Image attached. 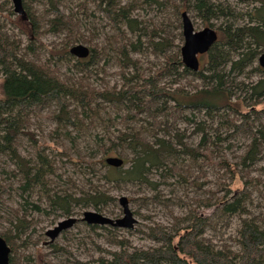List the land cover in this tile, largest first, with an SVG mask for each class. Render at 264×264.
Masks as SVG:
<instances>
[{
	"label": "trees",
	"instance_id": "obj_1",
	"mask_svg": "<svg viewBox=\"0 0 264 264\" xmlns=\"http://www.w3.org/2000/svg\"><path fill=\"white\" fill-rule=\"evenodd\" d=\"M43 1L48 6L46 29L32 6L22 1L24 15L21 17L30 24L33 39L40 41V33L44 31H66L68 35L64 45L57 52L74 60L73 66L80 73L90 76H94L91 74L93 68H97L101 60L106 64L114 59L119 67L116 74L121 84L96 87L84 81L83 77L77 80L62 78L48 61H34L20 53L19 43L9 39L0 24V156L7 157L9 162L5 163L1 173L20 182L18 188L28 196L37 189L49 202L52 211L70 216L77 206L100 210L114 202L115 197L105 185L134 184L156 190L158 183L151 178V174L159 170L161 177H164L162 172H166L187 180L175 167L180 157H186L194 164L201 159L204 164L224 168L233 181L239 168H243V171L240 169L243 172L240 177L243 188L255 185L263 208L256 217L241 220L234 249L227 245L216 246L206 239L204 233L210 226V218L197 215L194 209L189 208L187 214L172 217L171 227L158 223L146 227L145 235L158 245L128 249L123 241H116L120 248L105 250L109 256L98 257L93 264H264V181L249 176L250 168L264 157V68L258 63L252 65L264 52V0H250L258 5L244 11H237L225 3L226 0H142L141 4L122 0H78V9L86 10L90 2L104 14L110 25V31L102 38L100 47L98 43H93L94 36L90 39L80 33L72 7L67 6L68 12L65 13L60 7L63 0ZM142 5H153L159 13L166 9L164 19L176 18V27L169 21L156 27L139 19L134 11ZM188 11H192L216 35L209 50L198 55L197 69L184 64L181 45L175 43L176 37L181 38L182 33H175L174 30L180 27L182 12ZM148 26L151 29L148 30ZM76 42L89 43L90 53L86 58H72L69 54V45ZM26 48L33 53L31 44ZM145 50L162 58L164 63L152 71L142 68L135 55L144 54ZM248 67L259 75L256 80L245 83L232 77L241 75ZM166 76H173V84L187 76L200 80L201 84L194 87V91L178 87L171 89L168 85H161ZM238 90L240 95L244 93L241 102L248 109L241 110L232 103L231 96ZM48 105L55 107L47 115L55 123L50 141L58 139L62 132L65 139H71L69 129L77 130L79 134L86 132L92 136L96 147L94 155L100 156L97 160L79 154L75 157L74 163L83 165L81 173L84 176L81 186L72 183L76 190L71 193L52 191L49 187V178L55 177L59 183L61 176L56 173L54 162L44 153L42 146L48 143L46 145L44 141L40 145L34 133L27 129L31 113L39 114ZM107 107L124 113L115 116L119 117L123 128L107 125L102 116ZM185 109L204 111V116L210 120L194 125L192 131L199 136L197 143L189 142V136L184 131L180 132L176 125L167 124L169 118L175 123ZM143 115L145 119H142ZM216 118L218 122L214 125ZM182 119L187 123L195 121L185 115ZM140 120L148 125H141L140 128L130 125ZM98 123L101 125H96ZM96 129L102 131L101 135L94 132ZM237 133L248 138L237 160L229 161L222 156L213 161L214 153L220 151L224 142L231 146L230 141ZM22 135L28 136L36 145L32 159L24 157L17 148L18 138ZM125 149L131 150V158L121 156ZM108 156L121 157L123 164L120 167L107 165L105 158ZM125 164L128 166L124 167ZM96 165L104 171L95 170ZM195 185L200 187L201 183ZM8 189L6 185H0V190ZM238 194L235 192L230 198L224 195L219 199L222 214L245 213L247 196ZM143 199L159 202L157 195ZM29 203L25 199L24 208ZM210 204L207 200L200 201V206ZM31 207L34 212L41 210L37 204ZM12 225L13 233L5 229L0 231V235L11 248L9 263L15 264L14 240L27 224L16 216ZM45 264L54 263L46 261ZM75 264L89 263L76 261Z\"/></svg>",
	"mask_w": 264,
	"mask_h": 264
},
{
	"label": "rangeland",
	"instance_id": "obj_2",
	"mask_svg": "<svg viewBox=\"0 0 264 264\" xmlns=\"http://www.w3.org/2000/svg\"><path fill=\"white\" fill-rule=\"evenodd\" d=\"M22 1L32 6L33 11L36 12L37 17L46 29V19L49 17L46 2L43 0L33 2L31 0ZM122 1H136L141 4L142 0ZM226 1L224 2L235 7L237 11H244L253 5H258L257 2L250 1ZM0 4V24L3 26V30L9 39L19 43L20 53L24 54L25 57L39 62L48 61L62 78L77 80L83 77L84 81L96 87H101L105 84L108 86H112L113 84H118L119 86L121 84L119 75L116 74L119 67L115 64L114 59H110L106 64H104V60H101L97 68H93L94 70L91 74L94 76H90L88 73H80L73 66L74 60L70 59L67 55H61V53L57 52L64 45L65 37L68 35L66 31L58 33L44 31L40 33V41H35L33 39L34 32L30 24L23 20L21 14L14 9L12 0H0ZM77 4L78 0H63L61 1L60 7L65 13L68 12L66 9L67 6L72 7L73 12H76L75 21L80 25V33L90 39L91 36H94L93 43H98V47H100L102 38L110 31V25L107 19L92 3L89 2L87 4L86 10L82 8L78 9ZM165 11L167 10L165 9ZM165 11L159 13L153 5H142L141 8H137L134 11V15H137L143 21L150 22V24L156 27L164 26L169 21L175 28L177 19H164L166 18ZM188 15L195 30H203L205 28L202 21L195 17L192 11H188ZM179 22L180 27L174 30L175 33L181 32V19ZM239 22H242V20ZM149 29L151 27L148 26ZM78 43L88 47L90 46L89 43L84 42L72 43L69 46L71 47ZM175 43L182 45V35L181 38L179 36L176 37ZM30 44L33 48V53L29 52L26 48ZM147 51L145 50L144 54L135 55V58L141 63L142 68L146 70L150 68L152 71L154 67L160 63H164L162 58ZM72 58L75 57L72 55ZM252 65H257V59ZM250 67L246 68L241 75L234 76L232 74V77L237 82L244 81L247 83L248 81L256 80L259 75L251 72ZM172 80L173 76H166L161 81V85H168L171 89L178 87L183 88L185 91H194V87L201 84L200 80L194 79L191 76L178 79L177 84H173ZM1 81L0 76V96ZM237 95L241 96L240 99L236 98ZM244 97V93L240 95L238 90L235 95L231 96V101L237 108L245 110L248 107H246L244 102H241V98ZM54 108L53 105H48L42 108L39 114L31 113L27 123V129L34 133V138L40 145L44 141L45 144L48 143V145L46 144L47 146H42L45 148L44 153L54 162L56 173L61 176L59 183L55 177L49 178V187L53 189L52 191L63 190L71 193L76 190L72 187V183L81 186L84 176L81 173L84 169L83 165L74 163L75 157H78L79 154L85 158L91 157L97 160L100 156L98 154L94 155L93 151H95L96 147L94 146L92 136L86 134V132L79 134L77 130L69 129L71 139H65L62 132L58 139L55 138L53 141H50L55 123L47 115ZM116 114L124 115L123 112L116 111L112 107H107L104 109L102 116L107 121V125H116L118 128H123L119 117H115ZM183 115L193 118V121H195L187 123L186 120L182 119ZM204 115V111L191 112L185 109L175 123L169 118L167 124L176 125L180 132L184 131L189 136V142L197 143L199 136L192 130L196 122L203 120L210 121ZM142 119H145L144 115ZM148 121H151L150 118H148ZM214 122V125H217L218 119H214ZM96 125L101 124L98 123ZM130 125H135L140 128L142 127L141 125L145 126L148 124L146 121L140 120L138 122H132ZM94 132L100 135L102 133L100 129H96ZM32 142L26 135L20 136L17 141L18 150L28 159H32L36 151V145H33ZM247 142L248 138L244 134L237 133L230 141L231 146H228V142H224L221 145L220 151L214 153L212 156L213 161H217L222 156H225L229 161L237 160L238 156L245 149ZM130 151L129 149L123 150L121 156L131 158L133 154ZM69 157L73 160H70ZM5 163L9 164L8 158L0 156V185H6L9 188L7 191L0 190V231L9 229L13 233L12 223L16 216L22 218L27 224L18 238L14 240L16 246L15 264H45L46 261L54 264H75L76 261L93 264V261L98 257L109 256L105 250H118L120 246H118L116 241H123V244L128 249L156 246L158 243L150 240L145 235L146 227L153 223L171 227L173 222L172 217L187 214L189 208L194 209L197 215L203 217L208 216L210 218V226L204 233L206 239L212 241L216 246L227 245L234 249L236 247L235 239L237 238V229L240 226L241 220L252 216L256 217L262 212L263 208L257 194V187L255 185H249L243 188V183L240 178L243 173H241L240 169L243 171V168H239L238 175L233 181L230 173L225 171L224 168L214 164H204L201 159L197 160L194 164L189 159H186V157H180L175 167L179 169L182 176L185 175L187 180L182 179L178 175H167L168 173L166 174V172H162L164 177H161V170H159L158 173L151 174V178L158 183L156 190L134 184L120 185L118 187L112 184L105 185V188L115 197V201L109 203L107 206H103L100 210L94 209L91 206L75 207L70 216L76 217V222L70 228L63 230L54 240L50 241V238L46 235V231L53 228L58 221L68 216L62 215L59 211H52L49 202L37 189L30 193V196L22 192L18 188L20 182L17 183L10 176L1 173V169L6 165ZM263 165L264 157L258 164L250 168L249 176L264 181ZM127 166L128 164L124 165V167ZM94 168L98 172L104 171V168H100L99 165H96ZM252 182L256 184V181ZM197 183H201V186L195 185ZM242 188L243 190H241ZM235 192H239L238 195L247 196L245 213L241 215L222 214L221 205L218 204L219 199L224 195L226 198H230ZM122 195L128 198L129 208L136 219L133 229L127 230L110 225L92 226L81 220L83 212L87 210H95L112 218L121 217L123 213L118 199ZM150 195H157L159 202L143 199ZM25 199L30 203L24 208ZM201 200H207L211 204L209 206H200ZM32 204H37L41 210L34 212L31 207Z\"/></svg>",
	"mask_w": 264,
	"mask_h": 264
},
{
	"label": "water",
	"instance_id": "obj_3",
	"mask_svg": "<svg viewBox=\"0 0 264 264\" xmlns=\"http://www.w3.org/2000/svg\"><path fill=\"white\" fill-rule=\"evenodd\" d=\"M250 1V0H240ZM14 9L21 15H24L22 7V0H12ZM181 33L183 37V43L181 45L182 58L186 66L197 69L199 66L198 54L207 52L213 45L216 35L209 29L195 30L193 23L187 12L181 14ZM69 53L76 58H86L90 49L88 46L78 43L69 48ZM258 64L264 68V52L259 54ZM105 162L109 166L120 167L123 164V159L119 156H108L105 158ZM119 205L122 208V216L112 218L106 216L95 210L84 211L81 220L85 221L89 225H110L112 227L123 228L131 230L136 223V219L133 216L132 211L129 208V200L126 196L122 195L118 199ZM77 218L74 216H68L46 231V235L50 238V241L54 240L63 230L70 228ZM11 254V248L0 235V264H10L9 257Z\"/></svg>",
	"mask_w": 264,
	"mask_h": 264
},
{
	"label": "flooded vegetation",
	"instance_id": "obj_4",
	"mask_svg": "<svg viewBox=\"0 0 264 264\" xmlns=\"http://www.w3.org/2000/svg\"><path fill=\"white\" fill-rule=\"evenodd\" d=\"M206 28V27H205ZM199 55V54H198ZM198 55H197V57H198ZM259 57V56H258ZM257 63H258V58H257ZM9 259H10V257H9Z\"/></svg>",
	"mask_w": 264,
	"mask_h": 264
}]
</instances>
